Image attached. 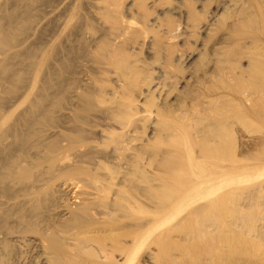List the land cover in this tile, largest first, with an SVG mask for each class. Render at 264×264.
<instances>
[{
  "label": "bare ground",
  "instance_id": "obj_1",
  "mask_svg": "<svg viewBox=\"0 0 264 264\" xmlns=\"http://www.w3.org/2000/svg\"><path fill=\"white\" fill-rule=\"evenodd\" d=\"M188 2L83 0L86 16L78 13L73 24L65 21L63 48L82 58L89 74L83 91L75 93L72 132L49 139L43 161L59 170L63 179L67 177L68 183H60L63 187L85 188H81L85 197L80 195V200L75 196L80 201L74 198L78 202L75 209L70 208L74 211L68 208L69 219H65L63 230L35 238L45 263L139 264L137 255L144 250L153 264H172L178 258H188L194 264L193 259L200 264H264V157L254 153L257 160L248 167L220 142L222 129L232 117L245 124L255 119L264 123V0H215L212 18L229 10L233 28L216 44L227 36L240 38L211 47L210 56H206L207 70L213 73L209 76L218 81L199 85L196 80L197 89L192 90L191 84L186 88L189 91L176 92L181 79L176 67L182 55L171 41L181 36L180 28L189 31L196 26L195 12ZM152 9L156 11L153 17L148 13ZM24 25L12 13L0 17V52L18 42L27 28ZM208 26L206 30L211 29ZM242 26L248 31L238 29ZM68 35H73L70 45ZM49 44L45 61L51 70L54 47L51 40ZM230 45L233 49L227 50ZM142 47L149 57L136 56ZM194 54L187 53L183 60L190 61ZM16 55L14 51L8 56ZM1 73L9 74L13 81L7 93L24 80L22 72L6 61L0 62ZM231 94H238V104L230 105L227 98ZM43 96L47 101L45 115L52 118L61 97L47 92ZM39 101L29 99L28 108L36 109ZM206 106L218 115H206ZM4 121L2 117L0 144L12 127H3ZM255 124L257 128V121ZM263 129L247 140L262 151ZM144 131L147 135L143 140L140 134ZM31 133L18 136L19 142H27ZM154 140L163 146L150 149ZM112 161L120 170L115 166L112 171ZM19 163L10 160L0 172V196L11 198L12 190L31 194L33 181H26L24 186L18 183L30 174L28 164ZM248 176L255 177L251 193L240 197L235 182ZM129 178L133 185L139 181L138 191L136 184L135 188L131 182L121 184ZM13 182L19 184L17 189ZM124 185L134 188L137 195L127 189L133 195L129 196ZM111 188L114 191L107 190ZM248 197L254 210L251 218L243 213ZM126 202L133 206L127 207ZM114 205L117 207L112 209ZM119 205L125 207L123 212H119L123 208ZM115 208H120L116 209L120 217H114ZM120 221L124 224L119 226ZM118 226L124 227L125 233ZM239 227L251 233V246ZM62 233L71 240L70 245L69 239L66 241L70 249L64 246Z\"/></svg>",
  "mask_w": 264,
  "mask_h": 264
},
{
  "label": "rangeland",
  "instance_id": "obj_2",
  "mask_svg": "<svg viewBox=\"0 0 264 264\" xmlns=\"http://www.w3.org/2000/svg\"><path fill=\"white\" fill-rule=\"evenodd\" d=\"M188 1V3L191 2L188 5L195 12V17L193 18L196 20V26H199H195L189 31H183V29L180 28L179 33H181V36L174 38L171 41L173 48L177 50L180 55H182V58L181 60H178L176 67L177 73L181 77L179 83H177L174 89L176 92L178 90L189 91L190 89L186 88H190L188 85H193L196 83V80L201 82L199 85H202V83L206 81H210V83L218 81L217 78H211L209 76L213 73L207 70L206 56H210L212 50L211 47L223 45L225 44L224 42L227 44L229 41L240 38L239 35H235L234 37L232 36L231 38L227 36L225 41H220V43H218V41L216 44V41L222 34L228 33L229 30L232 31L233 29L231 28L232 21H230L229 18L230 11L227 10L223 15L216 13V17L212 18V13L215 14L216 12L214 5L215 0ZM85 10L87 11V7L84 6L83 0H0V17L3 18L4 16L12 13L14 16L18 17L19 22L25 23L24 26L27 27L21 38L17 40L18 42H16L14 46L0 52L1 59L10 55L11 52H17L16 56H8L9 58H6L3 61H6L15 70L22 72L24 77L23 82L17 85L12 93H7V88L12 85V78L9 74H0V119L4 117L6 120V122L4 121L2 123L3 127L8 126L9 128V125L12 124L11 130H9V132L5 135L6 138L4 137L5 139L0 144V172L5 171L7 162L16 159L18 163L20 162V165L26 166L28 164L27 168H29L30 173L25 181L23 179V183H18L21 186H24L23 184H26V181H28V183L29 181L30 183L33 181V185L30 186L32 187L31 190L33 193L31 192L29 195H20V193H17L16 190H14L16 192H13L12 190V192H10L11 198L0 196V264H47L42 258L41 248L38 246L37 242H35V238H39L41 233H51L52 231L58 232L61 230L64 227L63 224L67 219H69V213L67 212L68 208L70 209L73 207L72 209H75L74 205H77L78 203L75 202V200H79L80 195L81 197H85L82 187V189L78 186L77 188L75 186L70 188L65 186L63 187V184L60 183L65 181L68 183V180H66L67 177L63 179V174L59 170L47 167L48 163L45 160L43 161L45 154L44 147H46L45 144L49 141V139L58 138L59 133L61 132H72V113L76 103L75 93L83 91L86 83L84 80H86L89 74L84 65H82V58L78 57L74 51H66L63 48L64 43H62L63 31L66 30L63 29L65 27V21L68 20L69 23L73 24L77 20L76 15L78 13L80 16L81 13H85V15L82 16H86ZM148 13L151 17L156 15V11L153 9ZM73 14H75V16H73L74 18L69 19V16ZM174 18L175 21L179 20L175 16ZM206 24H208V27L211 29L208 28L206 30ZM50 29L52 33L49 32ZM238 29L243 30L244 32L248 31L244 26ZM67 38V41H70V43L67 44L70 45L73 35H68ZM50 40L53 42L54 47L53 59H51V61H54V67L51 70L49 68L50 65L48 66L45 61V56L50 49ZM226 49L232 50V45ZM189 52H195L196 54H194L190 61L186 62L183 60V57ZM136 56L139 58L149 57V55L146 56L144 47L138 50V54ZM29 61H33L35 64H32L33 66H29ZM191 88L192 90L197 89V84H194ZM44 92H47L48 94L55 93L58 98L61 97V102L57 105L52 118L45 115L47 101L43 96ZM206 92L209 91L206 90ZM195 93H197V91L193 94ZM238 98V94H231L227 100L230 101V105H235L236 103L238 104ZM29 99L40 100L39 106L34 110L29 109L27 103ZM208 108L209 107L206 106V115H218V113L215 111L213 112ZM230 111L232 112L236 110ZM35 118L41 119V123L36 122L37 120L33 122ZM256 121L257 124H259V126L257 125V128L255 124ZM230 122L231 123H229L226 128L222 129L224 136L221 138L220 142H223L222 144L226 145V149L230 150L232 154L239 158V162L241 164L245 163V165H249L248 167H251L257 160L256 157H264V151L260 149V146L257 147L251 141L249 142L247 140L249 135L250 139L257 137V135L261 132V128H264V123L255 119L252 122H247L245 124L234 117L230 119ZM256 129L258 130L256 131ZM26 133H31L30 139L25 143L19 142L18 136ZM146 135L147 131L140 134V136H144L142 137L143 140ZM162 146L163 144L160 140H154L151 141L149 148L156 150ZM254 153H257L258 156ZM253 158H255V160ZM143 160H145V158ZM112 162H114L115 165ZM112 162V166L110 167L112 171L118 169L119 166L117 162ZM225 162L224 164L227 163L226 165L230 163ZM31 164L32 166H36L32 168ZM115 166L117 168L113 169ZM146 166L148 165L146 164ZM146 166L145 169L147 168V172H149L150 167ZM51 169H53V171ZM118 170L114 172L118 174L120 172H117ZM114 172L111 174L113 175ZM262 176L264 177V175ZM209 177L210 179L213 178L211 175ZM209 177L207 178L209 179ZM253 178L255 179L254 176H248L245 178L240 177V179L238 178L239 180L235 182L238 190H240V197L245 195L247 191L248 193H251L250 191L253 187L252 185L254 184ZM11 179L12 178H10V180ZM129 179L126 183L125 180H123L124 183L122 181L121 184H127L128 182H131L132 184L134 182L132 181V178V180L130 179L131 181H129ZM115 183L113 189L116 188ZM138 183L139 181L137 184ZM227 183H222V185H224L223 187L227 186ZM12 184H15L14 187L16 186V189L19 187V184L17 183L13 182ZM135 184L136 183H134V185ZM137 184L135 185L136 188L133 184L131 185L136 189L135 191H138ZM129 186L126 188L124 185L122 188L125 189L127 194H129L128 190H130V194L132 193L136 196L137 192L132 191L134 188L132 189V187L130 188ZM83 190H85V188ZM107 190L111 192L112 188ZM110 192L108 194H110ZM130 194L129 196L133 197V195ZM32 196L34 198H32ZM75 196H78L77 198L79 199ZM74 198L76 199L74 200ZM244 201L246 203L243 202L245 203L243 213L244 215H247V218H251L254 211L253 207L250 205L251 198L248 197V199H245ZM37 202L39 203L37 204ZM126 203L127 207L133 206L129 202ZM115 206L117 207V205L111 206L112 209H114ZM119 206L123 208H121V210L119 208L120 211L118 208H115V210L117 209L119 212H123L122 209L125 207L121 205ZM115 210H112L114 214L116 212L114 217H116V215L120 217V213L117 214L118 211ZM122 220L124 222L126 219L123 218ZM126 223L127 221H125V224ZM122 224L124 223H121L120 221L119 226ZM119 226L118 228L121 230L124 228ZM241 228L240 230L238 229L240 234L248 239L249 246H251V233L249 231H246L245 233V231ZM119 232L121 231L119 230ZM123 232L125 233V231ZM123 232H121L120 235L123 234ZM61 235H63V233ZM63 236L64 239H66H63L65 241L63 244H66V241L69 238H65L67 237L65 235ZM70 241V239L67 241L68 245H70ZM65 244L64 246L67 249H70L71 246H68L67 244L66 246ZM147 254L148 253H146V251L144 252V250H142V252L137 255L136 262L139 264H153L150 262L149 256L148 258L146 257ZM249 258L251 257L249 256ZM178 259L179 261L175 260L172 264H194L193 262L189 263L188 260H192L188 258ZM185 259L186 262H184ZM193 261H196L195 264L197 262V264H200L197 260L193 259Z\"/></svg>",
  "mask_w": 264,
  "mask_h": 264
}]
</instances>
